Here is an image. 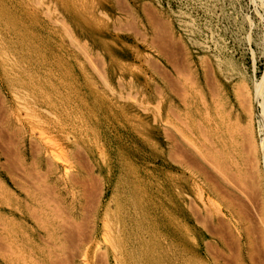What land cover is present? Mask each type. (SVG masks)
Segmentation results:
<instances>
[{"label":"rangeland","instance_id":"obj_1","mask_svg":"<svg viewBox=\"0 0 264 264\" xmlns=\"http://www.w3.org/2000/svg\"><path fill=\"white\" fill-rule=\"evenodd\" d=\"M260 2L0 0V264H264Z\"/></svg>","mask_w":264,"mask_h":264},{"label":"bare ground","instance_id":"obj_2","mask_svg":"<svg viewBox=\"0 0 264 264\" xmlns=\"http://www.w3.org/2000/svg\"><path fill=\"white\" fill-rule=\"evenodd\" d=\"M259 5V4H258ZM260 7H262L263 6V8H264V3H262V2H260ZM259 8V7H258ZM256 10V9H255ZM257 11V10H256ZM258 12V11H257ZM259 12H261V11H259ZM263 16V15H262ZM186 24V23H185ZM190 31V30H189ZM260 125H262V126H264V113L263 114H261V116H260Z\"/></svg>","mask_w":264,"mask_h":264}]
</instances>
